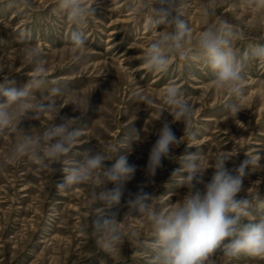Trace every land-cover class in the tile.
Here are the masks:
<instances>
[{"label": "rangeland", "instance_id": "rangeland-1", "mask_svg": "<svg viewBox=\"0 0 264 264\" xmlns=\"http://www.w3.org/2000/svg\"><path fill=\"white\" fill-rule=\"evenodd\" d=\"M204 2L177 0L179 18L189 25L193 46L200 32L217 18L227 19L243 33V38L233 41L238 57L247 54L244 94L236 116L225 109L232 97L213 86L214 74L204 61L172 57L163 72L144 67L146 48L163 26L152 28L150 10L132 0H97L94 16L79 27L68 21L56 0H30V8H14L10 0H0V84L7 78L10 87L22 88L34 69L25 61L23 50L39 49L48 83L35 95L51 99L52 87L64 88L65 96L54 98L60 110L54 122L74 117L75 127L81 129L78 145L61 164L53 165V175L28 158L9 162L16 139L9 132L0 134V264H149L150 225L143 216L123 219L126 201L143 190L154 196L151 203L156 210L167 212L174 207L187 189L180 187L183 177L173 173L181 167L180 157L193 152L200 155L204 168L220 153L231 157L226 164L229 169L245 157L258 161L247 169L238 196L252 201L253 214L242 222L258 218L261 210L256 201L264 196V61L252 57V49L264 44V13L248 8L245 0H218L216 15L205 18ZM73 30L81 31L87 40L86 47L76 52L70 42ZM170 85L181 89L193 107L195 139L189 138L185 124L174 121L163 103ZM141 96L149 97L151 104L140 102ZM165 121L183 142L172 149L173 158L164 159L150 177L146 171L149 152ZM50 123L44 117L25 120L20 127L37 134ZM131 142V151L126 152ZM107 146L119 148L117 157L127 155L129 163L136 165L133 179L119 185L118 204L94 206L90 183L58 190L64 182L63 167L79 160L86 149L103 151ZM213 171L211 167L206 170V182ZM113 213L122 220L125 240L109 252L102 248L94 223ZM133 232L135 237H131ZM211 260L213 264H264L243 254L227 258L219 250Z\"/></svg>", "mask_w": 264, "mask_h": 264}, {"label": "clouds", "instance_id": "clouds-1", "mask_svg": "<svg viewBox=\"0 0 264 264\" xmlns=\"http://www.w3.org/2000/svg\"><path fill=\"white\" fill-rule=\"evenodd\" d=\"M217 2L205 0L201 9L205 18L216 15ZM56 3L66 13L68 21L79 27L94 16L97 0H56ZM245 3L248 8L264 13V0H245ZM132 4L150 10L152 28L163 26L158 38L146 48L144 67L149 71L163 72L172 57L204 61L214 74L213 86L226 90L232 97L225 104V109L236 116L238 101L244 94L243 60L247 59V54L243 59L238 57L233 41L243 38V33L227 19L217 18L200 32L193 46L191 29L185 20L179 18L177 0H132ZM10 5L14 8L31 7L30 0H10ZM174 12L177 15H173ZM70 42L74 52L84 49L87 44L85 35L77 30L71 32ZM23 55L26 62L34 65V69L20 89L10 87L7 78L0 84V98L3 99L0 102V134L9 132L16 139L9 162L28 158L53 175L56 172L53 165L61 164L63 158L78 145L81 129L75 127L78 121L74 117H62L59 124L54 122L60 112L54 98L65 96L66 90L55 86L50 89L51 99L37 97L35 92L48 83V72L40 59L39 49L27 47ZM252 57L264 61V44L252 49ZM139 101L146 105L152 102L147 96L139 97ZM163 103L174 121L185 124L189 138L195 139V132L191 130L193 107L183 98L181 89L168 86L163 93ZM44 117L50 118L51 123L42 133L32 134L20 127L25 120L39 121ZM133 133L139 141V133ZM182 142L170 123L165 121L150 149L147 174L154 177L163 166V160L172 159V149ZM131 145L132 142L126 152L131 151ZM118 152L120 149L115 146H107L103 151L90 148L81 152L79 160L73 161L70 167H63L64 182L57 186L58 190L90 183L93 185L91 200L94 206L100 203L109 206L118 204L121 196L119 185L133 179L136 172V165L129 163L127 155L117 157ZM230 158L220 153L214 163L204 168L197 152L180 157L181 167L173 176L183 177L180 187L186 188L187 192L167 212L153 208L151 202L154 196L143 190L130 195L123 219L143 216L150 225L153 239L149 264H213L211 258L218 250L227 258L243 254L264 261V196L256 201L261 210L258 218L246 223L242 221L252 216V201L238 198L243 191L247 169L258 161L254 157H245L237 167L229 169L226 164ZM210 167L214 171L206 182L204 175ZM109 184L116 187L109 188ZM121 222L116 213L102 222L95 221L94 227L100 234L104 250L111 252L124 243ZM135 236V232L131 233V237Z\"/></svg>", "mask_w": 264, "mask_h": 264}]
</instances>
